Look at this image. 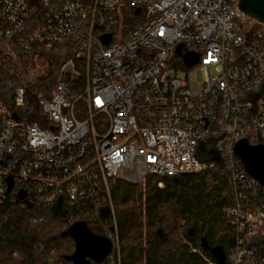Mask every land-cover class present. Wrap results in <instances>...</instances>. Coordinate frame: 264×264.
<instances>
[{
    "label": "built area",
    "instance_id": "1",
    "mask_svg": "<svg viewBox=\"0 0 264 264\" xmlns=\"http://www.w3.org/2000/svg\"><path fill=\"white\" fill-rule=\"evenodd\" d=\"M236 5L0 0V58L11 89L0 98V207L64 199L83 210L107 204L113 213L111 181L143 184L146 176L200 175L220 165L232 195L223 209L234 235L225 264H264V187L234 153L242 140L264 149V24L249 21L258 26L246 41ZM52 54L61 64L51 87L44 84ZM187 54L195 65L185 66ZM41 57L46 62L29 76ZM38 86L44 93H33ZM209 152L210 162L200 161ZM98 223L112 244L101 264H121L114 217L108 228Z\"/></svg>",
    "mask_w": 264,
    "mask_h": 264
},
{
    "label": "trees",
    "instance_id": "2",
    "mask_svg": "<svg viewBox=\"0 0 264 264\" xmlns=\"http://www.w3.org/2000/svg\"><path fill=\"white\" fill-rule=\"evenodd\" d=\"M54 64L51 87L61 63L54 59ZM7 78L0 71L2 100L11 90ZM212 156L209 152L199 159L210 162ZM109 187L121 264H205L202 258L213 262L211 250L217 247L228 258L234 235L223 209L232 204V195L222 166L200 175L147 176L143 185L116 180ZM113 215L107 204L83 210L68 206L64 199L40 208L2 206L0 264H71L66 258L74 243L64 235L69 225L84 222L102 236L98 222L107 221L108 228Z\"/></svg>",
    "mask_w": 264,
    "mask_h": 264
},
{
    "label": "water",
    "instance_id": "3",
    "mask_svg": "<svg viewBox=\"0 0 264 264\" xmlns=\"http://www.w3.org/2000/svg\"><path fill=\"white\" fill-rule=\"evenodd\" d=\"M236 9L243 13V20L237 18L238 31L247 41L248 32L258 26L248 22L264 24V0H237ZM177 53H179V49ZM196 63V56L187 54L184 57L186 67H191ZM234 153L241 161L245 172L264 187V149L260 146H249L246 141L242 140L235 144ZM11 187L12 184L8 180V192ZM24 197L23 193L18 195L19 200H23ZM64 235L69 236L74 243L73 253L66 258L71 264H101L112 249L109 239L93 234L84 222H75L69 225ZM202 245L207 249L204 241ZM211 255L217 264H225L226 257L221 248L212 249Z\"/></svg>",
    "mask_w": 264,
    "mask_h": 264
},
{
    "label": "rangeland",
    "instance_id": "4",
    "mask_svg": "<svg viewBox=\"0 0 264 264\" xmlns=\"http://www.w3.org/2000/svg\"><path fill=\"white\" fill-rule=\"evenodd\" d=\"M52 56L55 57L56 59H59L58 56H56V55H53L52 54ZM45 62H46V58L45 57H41L39 59H36L35 65H31L30 72L28 73V75L29 76L35 75L38 67L41 66L42 64H44ZM50 63H51V67H50L49 71L50 72L52 71V73L53 72H56L57 69L55 67L56 64H54V60H50ZM0 71H2L4 74H7V73L9 74L10 73L9 72L10 71V67L7 66L3 62V60L1 58H0ZM42 71H43V69H42ZM50 72H47V74L49 73V75H50ZM169 74H174V72L171 71V72H169ZM190 74H191V77L193 79H195V81H194L195 84L196 83H199L202 80V76L198 72L195 73V74L194 73H190ZM49 75L47 77V80H45L46 83L44 85H46V84L49 85L50 84L51 79H50V76ZM41 76H42V78H45V74H43V72H40V77ZM183 76H185V73H183V72L178 73V77L179 78H181ZM12 78H13V81H18L19 80L18 77H16V76H12ZM192 88L193 89H198V86L197 85H194ZM39 92L44 93V90L41 87H35V88H33V93H39ZM126 175H127L126 173L122 172L120 176L124 178V176H126ZM116 180H119V179H116ZM116 180H114V181H116ZM114 181H112V182H114ZM120 181L126 182V183H130V184H137V185H143L144 184V183L143 184L142 183H133V182L123 181V180H120ZM145 181H146V178H145ZM109 190H110V187H109ZM110 199H111V194H110ZM112 209H113V207H112ZM112 215H113V213H112ZM113 217H114V215H113Z\"/></svg>",
    "mask_w": 264,
    "mask_h": 264
},
{
    "label": "snow or ice",
    "instance_id": "5",
    "mask_svg": "<svg viewBox=\"0 0 264 264\" xmlns=\"http://www.w3.org/2000/svg\"><path fill=\"white\" fill-rule=\"evenodd\" d=\"M97 103H98V104L100 103L99 100L97 101Z\"/></svg>",
    "mask_w": 264,
    "mask_h": 264
}]
</instances>
